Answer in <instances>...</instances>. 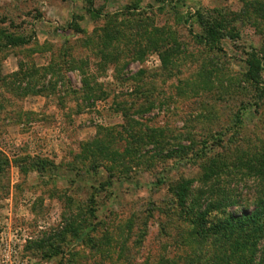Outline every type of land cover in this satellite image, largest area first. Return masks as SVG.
I'll return each mask as SVG.
<instances>
[{
  "label": "rangeland",
  "instance_id": "1",
  "mask_svg": "<svg viewBox=\"0 0 264 264\" xmlns=\"http://www.w3.org/2000/svg\"><path fill=\"white\" fill-rule=\"evenodd\" d=\"M161 1L0 0V31L32 38L25 46L0 45V153L10 160L0 174V264L226 263L223 241L189 235L168 200L185 178L195 180V191L232 192L238 205L230 211H251L264 199V95L244 77L255 54L264 90V21L235 19L239 0ZM88 8L102 17L92 20ZM197 10L227 16L230 34L213 49L197 38L194 20L185 21ZM104 15L112 16V33L117 18L124 36L119 60H105L99 47ZM153 38L166 45L155 48ZM28 87L35 93H23ZM95 139L126 156L133 181L106 161L88 167L82 150ZM232 139L257 168L243 172L232 163L225 146ZM196 151L207 155L190 161ZM25 154L54 162L52 177L60 179L22 176L13 160ZM213 155L230 166L205 186L201 168ZM110 180L106 194L89 188ZM78 224L95 228L88 242L73 235ZM56 229L66 231L60 254L35 262L26 242Z\"/></svg>",
  "mask_w": 264,
  "mask_h": 264
},
{
  "label": "trees",
  "instance_id": "2",
  "mask_svg": "<svg viewBox=\"0 0 264 264\" xmlns=\"http://www.w3.org/2000/svg\"><path fill=\"white\" fill-rule=\"evenodd\" d=\"M163 1L164 0H162L161 3ZM239 1L242 3V7L240 13L235 15V19H244L252 23H254L256 20L264 21V2L262 0ZM206 12L207 11L204 10H197L194 14L188 16L190 18H187L185 21L187 22L189 21L188 19H193L195 24L201 29V33L197 35V38L202 43L207 44L213 49L220 39L224 38L225 35L230 34V29L228 30L226 27V14L219 12ZM87 13L91 16L92 20L102 17V15H100L97 11L92 10V8H88ZM104 17L108 20V24L102 28L103 33L101 36H99L98 41L99 47L102 49V55L105 60L107 57L119 60L122 52L118 49L124 36L120 35V31L116 27V23L118 22L117 18L114 21V32L112 33L110 31L111 24L109 23V21L112 19V16L104 15ZM74 29H78L76 25L74 26ZM157 35L160 36V33ZM31 40L32 38H27L25 36H15L12 34L2 33V31H0V45L4 44L6 46L9 45L13 47L25 46L31 44ZM114 42L116 44L111 46V43ZM150 42L153 43V46L157 49L163 48L166 45L165 40L157 38H153ZM164 52L170 54L173 52V49H166ZM245 64V80L251 85H254L253 89H255V91H259L260 96H263L264 90L259 88L261 62L258 60V57H256L255 54H250L248 59H246ZM22 91L26 94L35 93L33 87H28ZM133 142L135 143L136 141ZM109 143L110 141L108 142L107 140L95 139L94 141L85 144L84 150H82L81 158L83 161L92 160V163L88 167L94 168L95 170L99 165L106 161L110 163V165H115L116 170L122 169V172L118 173L122 179L126 181H133L134 178L130 176L131 171L129 167L123 162V158L126 156L119 154L118 151L112 148ZM220 144L216 145L214 148L217 150ZM237 145L238 144L233 139L228 144H225L226 148L231 149L235 156L232 163H238V167L246 168L243 169V172H248V170L252 171L258 166V169H260L264 166L262 165V162H260V165L257 166L255 164L257 160L254 161L247 158L248 155L246 154L240 155V151L242 152V150ZM184 149L185 147H179V150L185 153ZM199 153L200 152L196 151L193 154V157L190 156L188 159L190 161H197L203 157H206L207 155V153L204 151L201 154ZM215 158L214 155L210 158H207L211 161L210 165H204L202 168L200 167L202 170L200 178L205 186L207 183L204 182L210 180L214 175L218 176L224 173L225 169H228L230 166V163L226 164L224 161L218 162L215 161ZM13 163L14 166L18 168L22 176L26 177L28 173L36 172L39 173V175H45V177L52 178L53 180L60 179L58 177H52V172L57 169V166H55V163L47 158L25 154L24 156H19L13 160ZM9 166L10 160L5 157L4 154L0 153V174H4V172L8 170ZM215 166L217 169L216 172L211 169ZM107 170L110 172L109 175L115 177L117 172L113 170V168L107 167ZM259 177L261 180L264 179V177L262 178L260 175ZM75 181L76 180L74 178L69 184H72L71 186L74 187L73 184H75ZM110 182L111 180L108 182L105 181L101 187L89 186V188L94 189L97 193H99L98 191L101 190L106 194L107 186H103L113 185V181L111 182L112 184ZM194 182L195 180L193 178H185L180 180L170 190L172 199L168 200L170 204L173 205L176 210H178V214L181 219H183L184 223L190 225L191 231L189 235L194 238L211 237L214 240H222L223 247H226V263H229V261H235V264H264V258H262V254H259L260 252H263L264 254V199H259V201L256 202L254 209L251 211H248V208L244 206L243 208H240V211L239 209L230 211L228 208L231 206L237 207L238 205L232 192H226L223 189L222 191H217L214 193V191L211 190L212 187L207 189L208 192H203L202 189L195 191L193 189ZM227 190H229V188H227ZM6 194L8 195V192ZM6 194L4 195L6 196ZM109 194L112 196L113 192L111 191ZM71 201V198H69V204L72 203ZM90 212H92L90 215L94 217V208H91ZM173 216L174 214L172 217ZM71 218L74 221L77 219V217L75 219V216L73 215ZM71 231L73 235L76 236L77 241L85 243L88 242L86 239L89 236V232H95V228L92 226V224H87L85 227H82L80 224H78L77 227H73ZM65 234L66 231L64 229H56L53 232H43L40 237L34 240H28V242H26V246L24 247V251L29 253L30 256L33 255L37 260L35 262H38L42 259L50 261L52 258H55L60 254L59 251L61 245L59 242L64 241ZM206 254V251H204V258ZM258 256L260 258H258ZM215 264L218 263L215 261Z\"/></svg>",
  "mask_w": 264,
  "mask_h": 264
}]
</instances>
